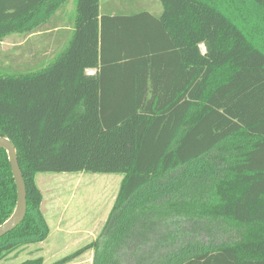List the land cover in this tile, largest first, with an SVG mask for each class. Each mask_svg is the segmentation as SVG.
<instances>
[{
    "label": "trees",
    "instance_id": "1",
    "mask_svg": "<svg viewBox=\"0 0 264 264\" xmlns=\"http://www.w3.org/2000/svg\"><path fill=\"white\" fill-rule=\"evenodd\" d=\"M70 1L0 0V44L15 32H60L50 46L60 55L49 66L0 75V137L15 146L27 188L26 217L0 239V264L36 254L50 234L40 173L123 175L103 233L49 264H72L90 250L93 264H128L135 230L152 222L174 243L155 264H264V51L255 35L214 0H157L155 13L137 10V0L111 9L103 0H75L76 16L67 21ZM245 1L264 10V0ZM116 18L139 28L149 53L130 70L128 95L103 77L104 46L121 37ZM31 52L20 62L12 54L6 59L29 70L48 56ZM88 69L98 72L90 76ZM16 204L8 155L0 149V226ZM161 217L166 221L158 223ZM184 218L240 239L210 246L202 233L181 237ZM21 264L46 263L35 257Z\"/></svg>",
    "mask_w": 264,
    "mask_h": 264
},
{
    "label": "rangeland",
    "instance_id": "2",
    "mask_svg": "<svg viewBox=\"0 0 264 264\" xmlns=\"http://www.w3.org/2000/svg\"><path fill=\"white\" fill-rule=\"evenodd\" d=\"M125 1L131 2L133 0H103L102 6H110L111 9ZM214 2L247 36L255 35L252 40L264 51V10L245 0H214ZM137 4H139L137 10L141 6L145 11H151V13L161 11V5L157 4V0H137L135 5ZM66 13L67 21L72 20L76 16L75 0H71L68 3ZM55 14L57 18H60V9ZM55 24H60V21H56ZM114 24L117 30L116 35L121 34V37L115 41V46L110 48L108 43L104 46L103 77L109 81L116 79L118 86L120 84L124 87L122 95H128L131 90L130 70L139 63L140 56L142 60L149 61V53L146 51L147 48L144 49L145 46H142V33H140L137 26H134L130 21L118 18H116ZM122 32H126V34ZM26 40L28 42L24 45ZM56 40H60V32L43 36L36 32V29L30 33L15 32L5 37L2 44H0V49H2L0 50V75L26 74L49 66L60 55V50L53 52L50 49L51 44L56 42ZM162 44L165 43L159 42V48ZM21 45L24 46L21 47ZM43 48H45V51ZM31 50L34 53L40 52V54L44 51L43 55L48 56L45 57V61H40L37 63L38 65H34L29 70L19 68L17 64L6 59L7 55L12 54L20 62L22 56L27 55L28 58L33 56L32 52L29 53ZM153 51H156V48H153ZM123 71H125V74ZM122 180L123 175L120 174H38L37 184L46 196L51 193H60V212H63L65 218L62 227L63 231L60 232V259L83 249L103 233L104 226L120 191ZM147 215H144L143 218H146L145 216ZM150 215L152 217L154 214ZM184 219L182 221V229L177 230L180 232L181 237L185 235L193 237L202 233V240L210 246L230 244L240 239V236L233 230L224 231L218 225L206 224L208 222L202 226H195L189 218ZM158 221V223H162L166 221V218L161 217ZM135 231L139 233L137 241L131 246L128 245L125 249L128 264H155L168 254V249L172 248L170 246L174 244L165 242L166 237L162 236L156 223L154 225L152 222L149 230L140 227ZM173 233L175 231L168 232L166 235H173ZM34 248L36 246H33ZM133 253L136 254V258H134ZM93 256L94 252L90 250L72 264H93ZM33 258H35L34 255L29 256L24 253L17 258L11 256L1 264H21ZM55 260L57 259L53 260V258L47 257L45 263L49 264Z\"/></svg>",
    "mask_w": 264,
    "mask_h": 264
},
{
    "label": "crops",
    "instance_id": "3",
    "mask_svg": "<svg viewBox=\"0 0 264 264\" xmlns=\"http://www.w3.org/2000/svg\"><path fill=\"white\" fill-rule=\"evenodd\" d=\"M88 70L92 71L91 74L92 76L97 74L98 72L97 70H93V69H88ZM38 187L40 188L39 185ZM42 194H43V201L41 208L44 217L46 219L47 225L49 227L50 234L48 238L37 247L41 250L36 254H34V257H42L44 261L47 259V257L53 258V260L54 259L58 260L60 259V232L63 231L62 227L65 220L63 216V212H60V193L59 194L51 193L49 196H46L43 192Z\"/></svg>",
    "mask_w": 264,
    "mask_h": 264
},
{
    "label": "water",
    "instance_id": "4",
    "mask_svg": "<svg viewBox=\"0 0 264 264\" xmlns=\"http://www.w3.org/2000/svg\"><path fill=\"white\" fill-rule=\"evenodd\" d=\"M0 149L7 152L12 174L17 187V204L12 217L0 226V239L15 230L23 223L27 214V188L19 165L17 151L13 143L4 137H0Z\"/></svg>",
    "mask_w": 264,
    "mask_h": 264
},
{
    "label": "built area",
    "instance_id": "5",
    "mask_svg": "<svg viewBox=\"0 0 264 264\" xmlns=\"http://www.w3.org/2000/svg\"><path fill=\"white\" fill-rule=\"evenodd\" d=\"M86 74H87V75H91V74H92V71H90V70H86Z\"/></svg>",
    "mask_w": 264,
    "mask_h": 264
}]
</instances>
